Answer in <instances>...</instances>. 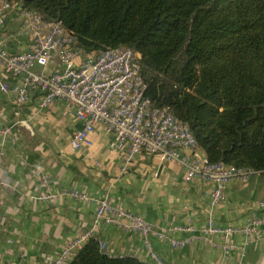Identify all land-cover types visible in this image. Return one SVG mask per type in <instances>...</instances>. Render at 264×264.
Listing matches in <instances>:
<instances>
[{
  "label": "crops",
  "instance_id": "1",
  "mask_svg": "<svg viewBox=\"0 0 264 264\" xmlns=\"http://www.w3.org/2000/svg\"><path fill=\"white\" fill-rule=\"evenodd\" d=\"M22 23L13 12L1 28L10 52L28 48L30 37L21 32ZM0 76L10 84L22 81L1 68ZM41 99L40 90L32 89L19 106L0 88V181L6 183L0 184V264H54L65 244L90 228L106 243V254L153 264L142 235L96 223V203L75 198L73 189L106 198L166 230L184 225L200 230L210 217L221 227H246L252 218L264 217V171L247 182L230 181L225 200L212 206L215 184L186 181L177 160L142 150L123 170L121 156L110 149L112 136L101 124L91 135L93 145L75 150L72 137L82 123L73 106L55 99L42 108ZM170 235L182 239L190 234L175 230ZM151 242L165 264H264V224L250 236L217 234L212 242L194 238L176 248L155 236ZM225 243L234 248L225 250Z\"/></svg>",
  "mask_w": 264,
  "mask_h": 264
},
{
  "label": "trees",
  "instance_id": "2",
  "mask_svg": "<svg viewBox=\"0 0 264 264\" xmlns=\"http://www.w3.org/2000/svg\"><path fill=\"white\" fill-rule=\"evenodd\" d=\"M11 1L61 21L87 53L131 48L145 95L189 124L210 161L264 171V0ZM68 264L149 263L92 238Z\"/></svg>",
  "mask_w": 264,
  "mask_h": 264
},
{
  "label": "built area",
  "instance_id": "3",
  "mask_svg": "<svg viewBox=\"0 0 264 264\" xmlns=\"http://www.w3.org/2000/svg\"><path fill=\"white\" fill-rule=\"evenodd\" d=\"M13 12L23 19L20 29L28 34L30 43L24 51L10 52L0 36V68L7 75L22 80L10 84L0 76V88L5 93H11L14 103L19 106L30 99L32 89L42 93V108L55 99L70 103L75 116L82 123L72 137L75 150L92 146L91 135L101 124L112 136L110 149L121 156L123 170L142 150L164 160H177L183 166L186 181L204 180L215 184L211 194L212 206L225 200L230 181L247 182L253 173L258 172L222 161L213 162L206 154H201L189 124L167 108L156 106L145 95L147 85L140 73L138 55L131 48L115 47L87 53L76 45L75 36L61 21L44 20L36 11L24 9L11 0H0V28L7 26ZM0 184L6 185L2 181ZM70 194L79 200L96 203V223L103 221L142 235L153 264L165 262L153 249L152 236L168 240L176 248L185 246L194 238L212 242L213 235L217 234L228 237L243 232L250 236L264 224V217H254L246 227H221L210 217L200 230L192 225L174 226L166 230L132 211L112 205L106 198L89 196L75 189ZM52 196L48 194L45 197ZM175 230L190 235L175 239L170 235ZM92 238L95 236L93 228H90L68 241L54 264H65ZM99 243L104 252L106 243ZM223 248L228 250L234 246L225 243Z\"/></svg>",
  "mask_w": 264,
  "mask_h": 264
},
{
  "label": "rangeland",
  "instance_id": "4",
  "mask_svg": "<svg viewBox=\"0 0 264 264\" xmlns=\"http://www.w3.org/2000/svg\"><path fill=\"white\" fill-rule=\"evenodd\" d=\"M200 152H201V150H200Z\"/></svg>",
  "mask_w": 264,
  "mask_h": 264
}]
</instances>
